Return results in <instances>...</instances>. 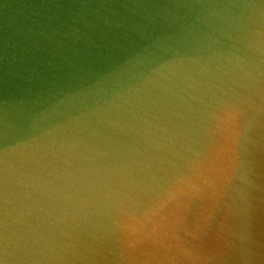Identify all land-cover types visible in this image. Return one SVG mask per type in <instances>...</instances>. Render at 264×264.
Returning <instances> with one entry per match:
<instances>
[{"label": "water", "instance_id": "95a60500", "mask_svg": "<svg viewBox=\"0 0 264 264\" xmlns=\"http://www.w3.org/2000/svg\"><path fill=\"white\" fill-rule=\"evenodd\" d=\"M5 222L30 264H264V0H0Z\"/></svg>", "mask_w": 264, "mask_h": 264}, {"label": "clouds", "instance_id": "9594fccd", "mask_svg": "<svg viewBox=\"0 0 264 264\" xmlns=\"http://www.w3.org/2000/svg\"><path fill=\"white\" fill-rule=\"evenodd\" d=\"M228 108L231 111H237L234 105L224 104L223 107L217 106L218 111ZM209 116L216 119V112H210ZM9 165L5 161L4 177L5 185L8 183ZM32 246L24 239L16 236L15 233H10L8 225L5 222L3 231L0 233V264H30L32 260Z\"/></svg>", "mask_w": 264, "mask_h": 264}]
</instances>
